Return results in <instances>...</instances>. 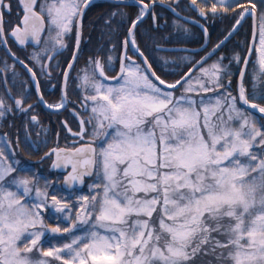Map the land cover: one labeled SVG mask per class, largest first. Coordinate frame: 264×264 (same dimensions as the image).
I'll return each mask as SVG.
<instances>
[{"label": "snow or ice", "instance_id": "1", "mask_svg": "<svg viewBox=\"0 0 264 264\" xmlns=\"http://www.w3.org/2000/svg\"><path fill=\"white\" fill-rule=\"evenodd\" d=\"M106 4L0 0V264H264V0Z\"/></svg>", "mask_w": 264, "mask_h": 264}, {"label": "flooded vegetation", "instance_id": "2", "mask_svg": "<svg viewBox=\"0 0 264 264\" xmlns=\"http://www.w3.org/2000/svg\"><path fill=\"white\" fill-rule=\"evenodd\" d=\"M96 4L99 6V7H97V8H95L94 10H93V18H97V17H99L100 16V14L103 12V11H105L107 8H108V5L106 4V0H96ZM189 13H185V15H188ZM97 35V33H93V36L95 37ZM9 43L10 44H12V47H13V50L14 51H17L18 52V54L19 55H21L22 57H23V52L22 51H20V49L14 44V43H12V41H9ZM29 51H31V49H29ZM4 55V50H3V48H0V56H3ZM160 55H165V56H167L165 53H160ZM83 60L81 61V66H83ZM17 69H18V71H22V69H20V67H19V65L17 66ZM9 83H11V82H9ZM14 91H18V89H14ZM0 92H2V89H0ZM46 98H48V99H53L54 97L53 96H50L48 93H46ZM35 99H36V97H35V94L33 93V98H32V100L30 101V102H32V103H35ZM36 114H38L39 116H40V118L42 119V120H47V119H49L50 117H49V115H48V110L41 104L40 106H39V108L37 109V113ZM52 119H55V117H51ZM16 124H17V126H19V124H20V119L18 118L16 121ZM0 131H6V132H12V131H14V129H9L6 125L3 127V129L2 130H0Z\"/></svg>", "mask_w": 264, "mask_h": 264}, {"label": "trees", "instance_id": "3", "mask_svg": "<svg viewBox=\"0 0 264 264\" xmlns=\"http://www.w3.org/2000/svg\"><path fill=\"white\" fill-rule=\"evenodd\" d=\"M166 55H170L169 53H165ZM33 159H35V158H33ZM46 166V165H45Z\"/></svg>", "mask_w": 264, "mask_h": 264}]
</instances>
